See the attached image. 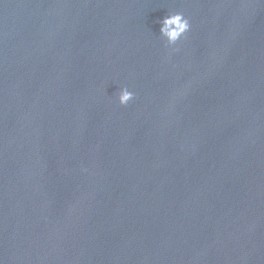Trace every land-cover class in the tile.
<instances>
[{"label": "water", "instance_id": "1", "mask_svg": "<svg viewBox=\"0 0 264 264\" xmlns=\"http://www.w3.org/2000/svg\"><path fill=\"white\" fill-rule=\"evenodd\" d=\"M0 264H264V0H0Z\"/></svg>", "mask_w": 264, "mask_h": 264}, {"label": "clouds", "instance_id": "2", "mask_svg": "<svg viewBox=\"0 0 264 264\" xmlns=\"http://www.w3.org/2000/svg\"><path fill=\"white\" fill-rule=\"evenodd\" d=\"M159 34L165 47L173 48L178 42L186 38V34L191 30L189 19L182 12L167 14L159 21ZM173 50H175L173 48ZM135 94L127 87H122L117 93V100L120 105L126 106L132 101Z\"/></svg>", "mask_w": 264, "mask_h": 264}]
</instances>
